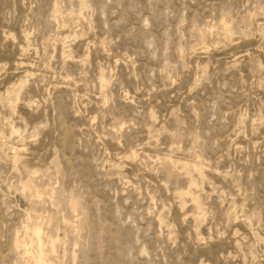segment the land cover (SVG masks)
<instances>
[{
    "label": "rangeland",
    "instance_id": "rangeland-1",
    "mask_svg": "<svg viewBox=\"0 0 264 264\" xmlns=\"http://www.w3.org/2000/svg\"><path fill=\"white\" fill-rule=\"evenodd\" d=\"M35 227L50 264H264V0H0V264Z\"/></svg>",
    "mask_w": 264,
    "mask_h": 264
},
{
    "label": "bare ground",
    "instance_id": "bare-ground-1",
    "mask_svg": "<svg viewBox=\"0 0 264 264\" xmlns=\"http://www.w3.org/2000/svg\"><path fill=\"white\" fill-rule=\"evenodd\" d=\"M18 149V148H17ZM13 150H15V149H13ZM15 152V151H14ZM14 155H16V154H14ZM17 159V158H16ZM24 188H26V186H24ZM42 234H43V227H37V229H36V227H35V230H34V232H33V235H35L36 237H37V241L38 242H36L35 240V242L36 243H38V245H39V250H38V253L37 254H35V255H37V256H35V258H36V262H37V264H50L49 262H48V258H45V257H48V256H46V254H45V250L43 249V237H42ZM35 237V238H36ZM34 239V238H33ZM33 239H31V241L33 240ZM51 243H54V241H52ZM53 245V248H54V244H52ZM37 246V245H36ZM52 248V247H51ZM32 252V251H31ZM31 252H30V249H28L27 248V253H29V254H31ZM32 254H33V252H32ZM31 256V255H30ZM32 257V256H31ZM33 257H34V255H33ZM32 257V258H33ZM31 259V258H30ZM34 261V260H33Z\"/></svg>",
    "mask_w": 264,
    "mask_h": 264
}]
</instances>
